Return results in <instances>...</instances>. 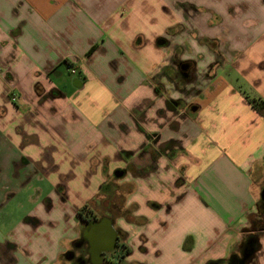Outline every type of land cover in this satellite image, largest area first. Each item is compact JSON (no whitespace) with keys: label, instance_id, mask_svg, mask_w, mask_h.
<instances>
[{"label":"crops","instance_id":"obj_1","mask_svg":"<svg viewBox=\"0 0 264 264\" xmlns=\"http://www.w3.org/2000/svg\"><path fill=\"white\" fill-rule=\"evenodd\" d=\"M188 31L208 51L196 72L208 67L209 85L194 92L171 68ZM244 87L264 99V0H0V264H70L78 210L97 199L123 229L109 178L128 176L122 205H136L151 249L122 263L153 264L164 229L188 254L176 264H230L247 244L264 264V118ZM181 163L192 184L179 193ZM181 200L183 230L161 219Z\"/></svg>","mask_w":264,"mask_h":264},{"label":"rangeland","instance_id":"obj_2","mask_svg":"<svg viewBox=\"0 0 264 264\" xmlns=\"http://www.w3.org/2000/svg\"><path fill=\"white\" fill-rule=\"evenodd\" d=\"M178 32H180L178 30ZM176 33V31H175ZM197 34L193 33V32H186L184 35H182L180 37L179 40H172V46H171V51H173V59L174 62L177 61L179 58L182 59H193L195 60V63L197 64L198 61H204L206 60V56H208V51L205 50L204 52L200 50V47L196 44L195 40H197ZM171 43V41H170ZM199 44V43H198ZM200 45V44H199ZM210 46L212 48L213 44L210 43ZM175 50H174V49ZM215 51V49H214ZM214 60H216V58H214ZM228 62V61H227ZM231 62V61H229ZM177 65V63H176ZM172 69H175L177 71V66L173 65V67H171ZM208 67H204L200 64V66L198 67V71L197 75L200 77H198V81L194 83L195 90L198 89V87L200 88H207V85H209V83L206 81V79L204 78V74L206 73ZM222 74H224V72H222ZM258 74V73H257ZM171 79V78H170ZM172 82V80H170ZM157 84L158 81H155ZM159 83V82H158ZM165 84L168 85L169 82H164ZM176 84V82H175ZM160 87H162V85L158 84L156 86L157 89H159ZM192 89H194V87L191 86ZM172 90H173V86H172ZM244 91H247L248 93H251L253 95H255L256 91L254 89H250V87H244ZM173 95V93H172ZM171 133L173 134L174 138L177 137L178 133L176 131H171ZM173 138V139H174ZM186 164L187 165H192L195 164V168L199 169L198 165L199 163H196V161L194 160H190L186 157ZM185 163H181V167L179 169H175V172H177L178 174V179L176 180V182H174V186L171 187L170 190L174 191V192H179L180 190L178 188H181L183 186H191V181H188L186 176H188V168L187 165ZM194 166V165H192ZM258 172H256V176H255V181L258 180L257 176H258ZM110 181L112 183H116V185H118L116 187V189H119L120 192V196H117V201L116 204H118L119 206H117V212L118 210L121 211V213H119L122 216V220H117L116 223L118 226H121L123 229V238H122V245L125 246L126 248H128L130 251L132 250V252H135V254L141 253V254H145L150 247V244L147 242L146 240V236L144 234V231L146 230L143 224H145V219H141V220H136L134 217V207L136 205H129L128 208H126L125 204L127 205V202L129 200V195L130 193L133 192L134 187L136 185H138L137 183H133L131 182V176H128L127 179H121V180H116L114 177L109 178ZM156 179V177L153 179V181ZM187 180V181H186ZM186 182V183H185ZM185 183V184H184ZM177 184V185H176ZM177 188V191L176 189ZM258 190L262 191L264 189V185L258 186ZM20 200V199H19ZM102 201L101 199H97L96 202H93L90 204V208L93 207V209L96 211L95 215L96 216H102L104 213V206L100 205L99 202ZM125 204L122 205V203ZM189 203L188 202H184L183 200L179 201V203H177L178 205H176L175 210H176V214L174 217L173 214H171L168 218L165 217H161L162 221L165 223L166 221L170 222V219H172V221H175L174 223H176L175 225V229H179V230H183V229H187L188 227L192 226V224L184 218L185 215L190 214V210L189 206L187 205ZM122 205V206H120ZM121 209H120V208ZM92 210V209H91ZM173 216V217H171ZM143 220V221H142ZM164 229H162L163 231ZM161 230L159 231V233L157 234V236H155L154 238L159 240V241H155V242H151L153 246V255L155 254V252L161 250V253L163 251L162 256H158V258L156 259L154 256H149L146 257L148 261L153 262V264H176L175 263V257L182 258L184 256H187L188 254L186 253H180V255H178V252H172L171 251V247L170 244H173L172 242L169 243L168 242V234H171V231L167 233V235L165 233H163ZM146 232V231H145ZM163 236L164 240H163ZM247 253V252H246ZM133 258V257H132ZM136 259H140V258H136ZM135 259V260H136ZM141 260V259H140ZM139 260V261H140ZM142 261V260H141ZM253 262V263H252ZM255 262V263H254ZM136 264V262L133 263L128 261V264ZM249 263L251 264H261L259 262V260H257V258H254V260L250 261ZM118 264H124L122 263V260L118 262Z\"/></svg>","mask_w":264,"mask_h":264},{"label":"flooded vegetation","instance_id":"obj_3","mask_svg":"<svg viewBox=\"0 0 264 264\" xmlns=\"http://www.w3.org/2000/svg\"><path fill=\"white\" fill-rule=\"evenodd\" d=\"M177 63V76L180 80L185 81L186 83H192L198 81V75L196 72V63L193 60L187 61H176ZM169 78H172L168 75ZM196 87V86H195ZM194 87L193 92L196 91ZM190 91L186 92V95H189ZM181 103L180 101H167V106L172 107L174 109L186 108L183 111V115L186 116L190 111L195 109L193 104ZM183 116V117H184ZM264 190V189H263ZM262 192V191H261ZM261 205H264V201L261 200ZM96 216V215H95ZM107 218L96 216V218L83 221L81 236L75 242L74 249L69 254L70 264H118L121 261V257L125 252V249L122 245L123 232L119 229H116L117 233V241L115 248L109 252L103 251V249L109 248L111 244L109 243H99L96 240L99 239L100 234L103 233L102 230L93 232L92 226L93 224H103L104 227H107V222L104 221ZM108 220V219H107ZM111 222V221H110ZM112 224V222H111ZM113 227V225H112ZM114 229V228H113ZM97 241V242H96ZM250 257L243 256H235L230 259V264H250Z\"/></svg>","mask_w":264,"mask_h":264},{"label":"trees","instance_id":"obj_4","mask_svg":"<svg viewBox=\"0 0 264 264\" xmlns=\"http://www.w3.org/2000/svg\"><path fill=\"white\" fill-rule=\"evenodd\" d=\"M241 94L243 95V97L246 99V101L252 106V108L260 115L264 118V99L257 96V95H253L250 93H247L245 91L241 90ZM264 208V207H263ZM264 212V210H263ZM78 215L84 220V221H88L91 219L96 218L95 214L93 213V211L91 210V208L86 205L84 207H82L81 209L78 210ZM253 246V245H252ZM249 246V244H247L246 249L248 250L247 254H251L254 250H255V246ZM125 249L124 254L121 257V260L126 258V256L130 253V250L128 248H126L125 246H123ZM246 255V251L244 252Z\"/></svg>","mask_w":264,"mask_h":264},{"label":"water","instance_id":"obj_5","mask_svg":"<svg viewBox=\"0 0 264 264\" xmlns=\"http://www.w3.org/2000/svg\"><path fill=\"white\" fill-rule=\"evenodd\" d=\"M123 174H124L123 172L116 173L117 176H122ZM261 200L264 201V190H262V192H261ZM104 221H106L108 223L106 228L104 227L103 224H97V225L93 224V226H92L93 230L92 231L93 232H96L99 230L103 231V233L100 234L99 239H97V237H96V240L102 244L103 243L111 244V246L109 248L103 249V251L109 252L115 248L116 241H117V233L113 229L112 224H111L109 219L108 220L105 219Z\"/></svg>","mask_w":264,"mask_h":264},{"label":"built area","instance_id":"obj_6","mask_svg":"<svg viewBox=\"0 0 264 264\" xmlns=\"http://www.w3.org/2000/svg\"><path fill=\"white\" fill-rule=\"evenodd\" d=\"M73 73L75 72V71H72Z\"/></svg>","mask_w":264,"mask_h":264}]
</instances>
